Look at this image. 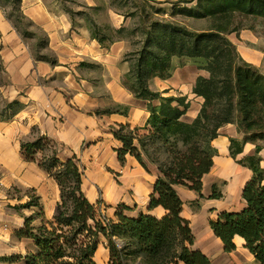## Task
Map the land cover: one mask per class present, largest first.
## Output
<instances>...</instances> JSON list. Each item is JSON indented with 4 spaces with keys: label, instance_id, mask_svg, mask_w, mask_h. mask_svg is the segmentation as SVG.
Here are the masks:
<instances>
[{
    "label": "trees",
    "instance_id": "obj_1",
    "mask_svg": "<svg viewBox=\"0 0 264 264\" xmlns=\"http://www.w3.org/2000/svg\"><path fill=\"white\" fill-rule=\"evenodd\" d=\"M135 1V8L117 9L126 19H134L132 25L120 27L93 18L104 9L101 5L89 6L90 13L65 8L73 23L77 16L88 23L91 38L101 45L109 46L125 39L135 45L129 54L130 70L125 74L131 84L126 87L135 97L149 101L150 117L146 126L122 123L113 127V133L123 144L117 149L123 165L127 155H131L146 171L151 172L152 166L157 168L149 208L162 206L166 214L161 218L144 213L135 217L117 211V219L99 217L97 205L83 190L85 172L77 157L61 160L55 142L39 134L34 140L22 141V150L29 160L37 161L56 179L61 200L52 221L36 225L34 215L25 217L16 236L34 240L33 248L26 254L12 255L9 261L96 264L94 256L104 236L111 252L109 264L138 261L140 264H213L196 247V235L190 220L183 215L185 201L177 186L194 190L199 198L205 197L203 178L211 171L218 153L213 141L223 126L232 123L243 135L242 139L230 138V154L234 159L243 153L247 143L256 145L252 154L237 160L251 169L253 176L242 192L244 207L220 213L210 225L225 251L235 250V239L241 237L255 259L264 264V167L260 154L264 148L260 144L264 141V72L246 61L228 37L241 29L238 17L264 20V0H197L193 5L188 4L193 0H180L173 3L168 17L160 16L165 8H158L148 0ZM22 3L23 0H0V7L23 37L34 35L20 28V25H34L24 14ZM191 20L206 21L208 26L195 28L189 23ZM44 39V45L49 43L46 34ZM36 57L57 63L56 58ZM175 58L194 59L208 73L199 75L193 87L203 103L192 122L183 119L190 108L187 96H165L151 87L153 78L172 75ZM11 105L19 106V102ZM94 112L126 113L127 107L119 105ZM218 196L214 193L211 198ZM39 205V199L32 195L20 206Z\"/></svg>",
    "mask_w": 264,
    "mask_h": 264
},
{
    "label": "crops",
    "instance_id": "obj_2",
    "mask_svg": "<svg viewBox=\"0 0 264 264\" xmlns=\"http://www.w3.org/2000/svg\"><path fill=\"white\" fill-rule=\"evenodd\" d=\"M22 10L48 36V49L54 54L57 63L38 59L30 44L0 7V65L5 77L0 84V242L13 240L19 244L26 242L34 245V240L16 236V232L25 223V217L34 215V224L40 225L42 222L52 221L56 214L61 200L58 182L37 161L29 160L22 150V141L34 140L39 134L55 142L61 160L76 156L84 168L88 164L95 165L97 173L88 177L104 186L107 198L113 201L108 203L109 211L114 213V200L118 199V194L125 199L122 194L124 190L114 182L112 173L109 172L111 168L122 174L124 180L121 183L125 189H134L140 196V201L136 195L134 199L137 207L135 217L143 213L163 217L166 210L162 206L149 208L156 174L146 171L131 155H127L124 165L118 158L117 149L123 144L115 138L113 127L122 123L143 127L148 124L150 117L149 101L135 97L122 82L128 67L119 52V43L103 46L88 33L74 31L68 16L53 14L43 0H23ZM94 62L104 66V72L99 78H95L90 69ZM171 79L173 76L165 81L160 79V87L156 91H166L164 95L174 94L176 91ZM193 87L194 84L190 90H184L183 87L178 89L175 86L181 95L188 96L191 103L200 102L201 108L203 98L193 92ZM13 102H19V106L11 105ZM119 105L126 106L127 112H94L96 109ZM197 114L192 120L186 121H193ZM232 137L242 139L236 124L230 123L220 129V135L213 141L218 153L214 157L211 171L205 175L213 172L215 176L228 182L224 196L213 199L221 207L225 196L230 195L232 199L240 200L238 207L224 209L223 212L239 211L244 207L242 192L253 176V171L237 160L252 154L256 145L247 143L243 153L234 159L230 154ZM260 154L264 167V148ZM133 163L136 164L127 168L128 164ZM86 180L84 175L83 190L88 199L97 205L99 197L87 185ZM14 187L23 193L16 199H8L6 193ZM204 187L205 184V196ZM177 190L185 201L184 210L187 201L199 199L194 190L184 186H177ZM29 194L38 198L40 205L25 208L22 217L12 213L7 218L6 206L9 203L13 205L12 202L26 203L30 200ZM119 202L116 200V204ZM6 223L10 227L3 229L1 225ZM5 230L8 232L5 233ZM215 237L224 247L223 242L216 235ZM196 247L211 259L216 256V250L204 241L199 245L197 238ZM94 261L96 264H109L111 261L108 240L104 236L100 238Z\"/></svg>",
    "mask_w": 264,
    "mask_h": 264
},
{
    "label": "rangeland",
    "instance_id": "obj_3",
    "mask_svg": "<svg viewBox=\"0 0 264 264\" xmlns=\"http://www.w3.org/2000/svg\"><path fill=\"white\" fill-rule=\"evenodd\" d=\"M47 6L51 9L53 14L56 15H66L68 16L70 22L72 23V29L78 33H88L90 35V31L88 29V23L81 19L80 16L76 17V23L72 22V18L68 11L66 10L65 6H68L72 8L73 10L77 11H87L91 12L89 9V6L94 5H101L104 9H101L97 14H91L95 20H97L99 23H111L115 27H120L121 25H132L134 22V19L129 17L128 19L125 18V15L121 13V11H125L129 6L132 8L136 7V1L135 0H43ZM141 1V0H137ZM150 3L155 4L158 8H165L166 10L163 13H160V16L162 17H168V13L174 6V2H178L180 0H148ZM148 2V3H149ZM197 2V0H193L191 3H188L189 5H193ZM128 3V6H124V4ZM135 4V5H134ZM118 8L121 11L118 12ZM9 13H11V7H8ZM156 17V16H155ZM237 22L241 25V29L238 32H233L228 35V37L236 44L239 53L242 55V57L258 66L263 72H264V20L262 19H245L238 17ZM193 27L195 28H206L208 26V23L206 21H194L191 20L189 22ZM20 28L22 30L28 29L29 32L34 33V35H26L24 39L30 44L31 48L34 51L35 56L36 55H44L49 58H55L54 54L49 51V43L46 42V45H44V36L45 33L35 26H28L25 27V25H20ZM48 37V36H47ZM97 41V40H96ZM119 44V52L122 54L123 61L126 62V65L128 67V71L130 70V61L128 60L130 57V52L134 50V43L131 44L130 40L125 39L121 41H117ZM139 40L136 39L135 43L137 44ZM37 51V52H36ZM39 52V53H38ZM92 74L96 78H99L100 74L104 72V66L100 63L94 62L91 63ZM126 72V73H127ZM125 73V74H126ZM179 73V74H178ZM206 74L208 75L206 70L199 68V63L191 58H175L173 63V71L172 75L173 79H171L174 84L173 89L176 91L174 94L175 96H184L181 95L179 88L183 87L184 90L191 89V86L195 84L197 77L199 75ZM124 77L122 79L123 84L128 86L131 84V81ZM168 77V78H170ZM178 77V79H175ZM168 78H160L157 77L153 78L151 80V87L152 89L156 90L159 88V81L160 79L165 81ZM5 80V77L0 70V84H2ZM158 80V81H156ZM195 81V82H194ZM183 85V86H182ZM177 86V88H175ZM127 88V87H126ZM129 90V89H128ZM130 91V90H129ZM131 92V91H130ZM166 92V91H165ZM164 92V93H165ZM192 93V92H191ZM165 96H170L165 95ZM187 96V95H185ZM188 97V96H187ZM189 100V99H188ZM195 101V99H191ZM190 101V100H189ZM158 103V102H157ZM0 107H1V101H0ZM117 106H110L107 108H113L115 109ZM15 108V107H14ZM200 102L191 103L190 101V108L186 115H184L183 119L186 120H192L195 114H199L200 112ZM197 114V116H198ZM196 116V117H197ZM195 117V118H196ZM192 122V121H191ZM240 135H242L240 133ZM243 137V135H242ZM260 144L264 146V141H261ZM134 160V159H133ZM128 164L127 168H131V165ZM83 167V166H82ZM84 168V167H83ZM85 171V179L87 178L86 182L89 187L93 189L96 196L99 197L97 202V207L99 209V217L107 216L108 218H114L117 219L116 213L117 211H121L124 214H127L129 216H134L135 211L137 207L134 204V199L137 198L140 201V196L137 194V192L134 189H125L124 185L121 183L124 179L122 178V174L119 172H114L109 169V172L112 173V176L114 178V182L124 190L123 195H125V199H123V196H120L118 194V199L120 202L116 204V200H114V213L113 211L108 210V203L113 202L110 199L107 198L104 186H100L94 181L90 180L88 175L91 176L93 174L97 173V168L94 164H88L87 167L84 168ZM151 172L156 174V177H158V171L157 168L151 167ZM204 184H205V197L204 198H197L190 201H187V205L185 206L184 210V217L189 218L191 220V226L194 230V233L197 238V243L199 245H202V241L205 242V244H209V247L216 250V256L214 259H212L213 264H260L254 257L253 254L250 253V251L245 248L244 243L240 241H236L237 249L234 252L227 253L225 251L222 244H220L213 231L210 227V222L212 220H215L218 218L221 211L223 212L224 209H233L235 207H238L240 205V200L236 201L235 199H232V197L225 196L223 198V207L220 206V204L216 203L211 198L212 194H218V198L221 196H224V192H226L228 182L225 179L219 178L214 175L213 172L208 174L204 177ZM246 185V184H245ZM23 191L18 189L17 187H14L13 189H10L7 191L8 199H16L22 195ZM32 196L29 194V197ZM125 201H122V200ZM122 201V202H121ZM9 203V205L6 206V216L9 214H17L18 216L22 217L25 214V208H22L20 205L22 203L18 202H12ZM112 206V205H111ZM104 210L106 212H104ZM3 229L8 228L9 224H3L1 225ZM10 227V226H9ZM5 233L8 231L5 230ZM15 239V238H14ZM31 248H33V245L31 243H16L13 240L9 242H0V264H25V261H19V262H10L9 258L12 255H21L26 254Z\"/></svg>",
    "mask_w": 264,
    "mask_h": 264
},
{
    "label": "bare ground",
    "instance_id": "obj_4",
    "mask_svg": "<svg viewBox=\"0 0 264 264\" xmlns=\"http://www.w3.org/2000/svg\"><path fill=\"white\" fill-rule=\"evenodd\" d=\"M236 241H240V242H244V239L243 238H241V237H236V239H235Z\"/></svg>",
    "mask_w": 264,
    "mask_h": 264
}]
</instances>
